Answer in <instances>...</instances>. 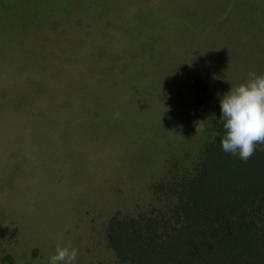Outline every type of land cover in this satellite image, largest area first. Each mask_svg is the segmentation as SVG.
<instances>
[{
	"label": "rangeland",
	"instance_id": "1",
	"mask_svg": "<svg viewBox=\"0 0 264 264\" xmlns=\"http://www.w3.org/2000/svg\"><path fill=\"white\" fill-rule=\"evenodd\" d=\"M251 73L264 0H0V264H117L109 220L173 200Z\"/></svg>",
	"mask_w": 264,
	"mask_h": 264
},
{
	"label": "trees",
	"instance_id": "2",
	"mask_svg": "<svg viewBox=\"0 0 264 264\" xmlns=\"http://www.w3.org/2000/svg\"><path fill=\"white\" fill-rule=\"evenodd\" d=\"M220 115L196 169L162 186L173 200L109 220L117 264H264V150L258 144L247 162L225 153Z\"/></svg>",
	"mask_w": 264,
	"mask_h": 264
},
{
	"label": "clouds",
	"instance_id": "3",
	"mask_svg": "<svg viewBox=\"0 0 264 264\" xmlns=\"http://www.w3.org/2000/svg\"><path fill=\"white\" fill-rule=\"evenodd\" d=\"M220 120L225 134L221 139L222 150L247 162L258 144H264V74L251 73L249 79L231 87L220 100ZM203 131L202 127L196 132ZM79 249L58 245L49 264H75Z\"/></svg>",
	"mask_w": 264,
	"mask_h": 264
}]
</instances>
